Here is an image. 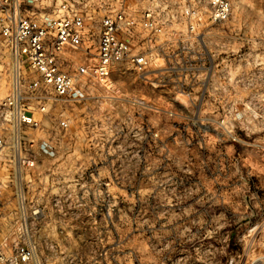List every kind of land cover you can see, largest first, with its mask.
<instances>
[{
  "label": "rangeland",
  "instance_id": "374dc122",
  "mask_svg": "<svg viewBox=\"0 0 264 264\" xmlns=\"http://www.w3.org/2000/svg\"><path fill=\"white\" fill-rule=\"evenodd\" d=\"M231 1L215 23L210 0H154L167 24L145 71L84 79L80 100L35 109L39 126L18 137L0 119L5 254L28 243L30 264H264V0ZM101 17L71 69L95 60ZM8 61L0 41V103Z\"/></svg>",
  "mask_w": 264,
  "mask_h": 264
},
{
  "label": "built area",
  "instance_id": "2783aa9c",
  "mask_svg": "<svg viewBox=\"0 0 264 264\" xmlns=\"http://www.w3.org/2000/svg\"><path fill=\"white\" fill-rule=\"evenodd\" d=\"M145 1L150 2L137 7L133 0H55L40 10L44 0H0V41L9 49L7 69L14 76L12 91L0 103V119L12 122L13 138L23 126H39L35 109L45 111L50 101L80 100L84 79H107L119 63L139 71L151 65L153 57L145 46L150 48L167 22L161 6L138 0ZM97 12L102 17L95 60L86 59L73 70L68 52L87 43L92 35L89 23ZM231 13V0H210L213 22L225 21ZM169 17L177 20L179 15ZM139 28L150 34L138 41ZM60 126L66 128L68 121L62 119ZM5 147L0 134V155ZM35 259V248L28 243L19 244L10 255L0 249L2 264H30Z\"/></svg>",
  "mask_w": 264,
  "mask_h": 264
}]
</instances>
